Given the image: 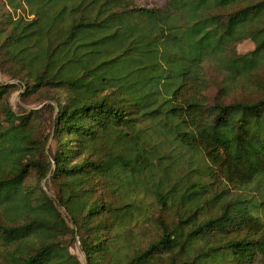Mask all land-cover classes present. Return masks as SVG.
Segmentation results:
<instances>
[{
	"label": "trees",
	"instance_id": "1",
	"mask_svg": "<svg viewBox=\"0 0 264 264\" xmlns=\"http://www.w3.org/2000/svg\"><path fill=\"white\" fill-rule=\"evenodd\" d=\"M0 73V264H264V0H0Z\"/></svg>",
	"mask_w": 264,
	"mask_h": 264
},
{
	"label": "rangeland",
	"instance_id": "2",
	"mask_svg": "<svg viewBox=\"0 0 264 264\" xmlns=\"http://www.w3.org/2000/svg\"><path fill=\"white\" fill-rule=\"evenodd\" d=\"M137 4L147 6V7H160L163 5L164 0H134ZM250 45L246 44L244 46L245 49H248ZM0 82L1 83H11L6 76H3L0 73ZM10 104L15 112L20 111H31L41 108V103L37 101L34 97L32 98H23L22 91H16L10 98ZM48 117L46 115H41L37 120L36 124L40 127V133L48 132L49 122L46 121ZM71 252L75 254L81 262H83L82 255L79 253L77 249V245L71 247Z\"/></svg>",
	"mask_w": 264,
	"mask_h": 264
}]
</instances>
